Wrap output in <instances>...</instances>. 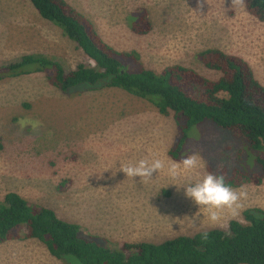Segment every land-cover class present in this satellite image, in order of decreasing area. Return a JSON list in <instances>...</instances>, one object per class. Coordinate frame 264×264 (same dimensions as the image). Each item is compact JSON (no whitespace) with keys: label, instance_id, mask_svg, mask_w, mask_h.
Masks as SVG:
<instances>
[{"label":"rangeland","instance_id":"obj_1","mask_svg":"<svg viewBox=\"0 0 264 264\" xmlns=\"http://www.w3.org/2000/svg\"><path fill=\"white\" fill-rule=\"evenodd\" d=\"M66 1L92 21L106 43L121 52H137L156 73L181 65L217 80L221 74L198 57L217 49L247 61L264 86V22L246 8L233 12L225 0H208L199 10L197 0ZM143 13L151 31L138 35L132 27ZM31 54L58 60L66 71L80 64L95 66L60 28L38 15L30 0H0V67ZM84 90L79 86L64 94L44 73L0 81V203L8 193H17L109 240L104 246L111 250H120L123 243L159 244L211 229L229 233L231 221L247 224V210H264L263 180L244 184L247 199L237 218L221 226L201 221L193 227L185 217L197 208L172 184L198 177L182 174L173 180L165 171L141 183L120 171L122 163L145 157L175 161L169 156L177 134L173 116L161 115L149 101L118 88ZM21 118L44 126L36 133L21 132ZM180 154L182 159L199 154L200 176L223 175L231 186L241 175L262 172L260 151L209 120L191 128ZM0 264L68 263L52 257L38 240L21 239L0 244Z\"/></svg>","mask_w":264,"mask_h":264},{"label":"trees","instance_id":"obj_2","mask_svg":"<svg viewBox=\"0 0 264 264\" xmlns=\"http://www.w3.org/2000/svg\"><path fill=\"white\" fill-rule=\"evenodd\" d=\"M40 17L61 29L95 66L80 64L66 71L58 60L26 55L16 64L0 67V81L44 73L64 94L79 86L84 91L118 88L149 101L163 116L172 115L177 127L169 156L181 161V149L191 128L212 121L223 130L246 140L260 151L261 174L241 175L244 184L260 185L264 180V86L243 58L221 50L208 49L198 57L208 69L219 72L210 80L181 65L156 73L147 69L137 52H121L99 35L95 25L66 0H30ZM247 11L264 22V0H247ZM138 35L151 31L143 13L132 27ZM247 224L231 221L229 233L207 230L162 243H123L120 250L105 248L109 240L86 232L80 225L60 219L47 207L28 202L17 193H8L0 203V244L21 239L38 240L50 255L68 264H264V210L250 209Z\"/></svg>","mask_w":264,"mask_h":264},{"label":"clouds","instance_id":"obj_3","mask_svg":"<svg viewBox=\"0 0 264 264\" xmlns=\"http://www.w3.org/2000/svg\"><path fill=\"white\" fill-rule=\"evenodd\" d=\"M230 3V10L239 12L247 7V0H225ZM208 0H197V9H203ZM21 132L30 130L32 133L38 132L44 125L42 121L31 118H21L17 122ZM49 137L52 131L47 133ZM202 167L199 154L186 155L181 161L164 160L160 158H141L136 162L122 163L120 171L127 178H140L141 183L152 181L155 173L158 177L162 172L176 180L183 175H195L198 177L195 182L184 185L172 184L179 192L183 189L185 198L190 200L197 211L189 219L193 227H197L199 222L208 221L212 226H221L227 219L237 218L244 209L243 201L247 199V190L244 185L233 188L226 183L223 175H216L207 172L200 176L199 169ZM202 240L208 239V232L201 234Z\"/></svg>","mask_w":264,"mask_h":264}]
</instances>
